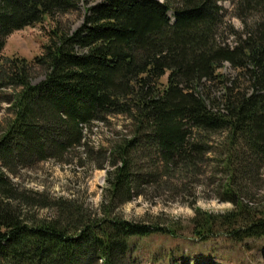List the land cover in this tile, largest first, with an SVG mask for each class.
Wrapping results in <instances>:
<instances>
[{
	"label": "trees",
	"instance_id": "1",
	"mask_svg": "<svg viewBox=\"0 0 264 264\" xmlns=\"http://www.w3.org/2000/svg\"><path fill=\"white\" fill-rule=\"evenodd\" d=\"M82 7L75 30L58 20ZM46 19L55 25L40 55H3L12 33ZM35 69L44 72L37 84ZM0 101L10 114L0 136V264H140L128 256L132 238L179 231L127 220L116 206L143 186L208 172L232 209L196 214L190 234L264 240V0H0ZM118 116L126 133L99 151L109 166L99 214L20 190L6 173L15 161L62 162L79 149L90 158L87 133ZM47 207L53 217L35 213Z\"/></svg>",
	"mask_w": 264,
	"mask_h": 264
},
{
	"label": "rangeland",
	"instance_id": "2",
	"mask_svg": "<svg viewBox=\"0 0 264 264\" xmlns=\"http://www.w3.org/2000/svg\"><path fill=\"white\" fill-rule=\"evenodd\" d=\"M99 1L102 0H96ZM84 14L82 7L78 13H67L58 20L75 30L82 23ZM233 23L240 27L238 20L233 19ZM54 25L52 20L46 19L43 23L15 31L7 38L3 55L19 56L28 60L40 55ZM43 78L42 70L33 71L34 84ZM8 107V103L0 101V136L6 126L5 119L10 115ZM126 124L128 121L120 116L110 118L106 124H94L87 133L89 148L93 151L90 158L81 152L83 149H79L64 156L66 161L62 162L51 158L24 164L15 161L6 173L20 190L45 194L49 201L53 202L55 199L73 203L99 214L101 204L108 202L105 189L109 170L103 160L104 154L101 155L99 151L107 150V142L115 141L117 135L125 134ZM103 163L105 166L100 168ZM208 173L206 176H199L198 180L195 177H180L177 184L168 181L166 186L158 189L155 186H143L140 195L116 206L115 213L127 220L146 223L157 220L163 225L173 224L179 231L174 238L159 234L132 238L129 241V257H133L140 264H264L263 239L233 246L222 241L202 242L190 234V221L196 214H222L232 209L231 203L217 194L219 183L212 178L211 172ZM254 187L256 191L259 184ZM34 210L39 217H53L55 213L52 207Z\"/></svg>",
	"mask_w": 264,
	"mask_h": 264
},
{
	"label": "bare ground",
	"instance_id": "3",
	"mask_svg": "<svg viewBox=\"0 0 264 264\" xmlns=\"http://www.w3.org/2000/svg\"><path fill=\"white\" fill-rule=\"evenodd\" d=\"M173 11V10H172ZM169 15V14H168Z\"/></svg>",
	"mask_w": 264,
	"mask_h": 264
}]
</instances>
